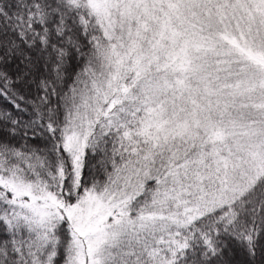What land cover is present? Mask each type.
<instances>
[{"label": "snow or ice", "instance_id": "snow-or-ice-1", "mask_svg": "<svg viewBox=\"0 0 264 264\" xmlns=\"http://www.w3.org/2000/svg\"><path fill=\"white\" fill-rule=\"evenodd\" d=\"M0 264H264V0H0Z\"/></svg>", "mask_w": 264, "mask_h": 264}]
</instances>
